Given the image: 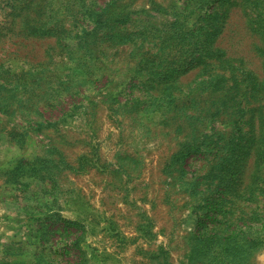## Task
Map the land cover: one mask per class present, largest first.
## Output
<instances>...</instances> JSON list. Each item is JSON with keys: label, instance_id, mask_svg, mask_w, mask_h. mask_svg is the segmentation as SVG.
<instances>
[{"label": "rangeland", "instance_id": "1", "mask_svg": "<svg viewBox=\"0 0 264 264\" xmlns=\"http://www.w3.org/2000/svg\"><path fill=\"white\" fill-rule=\"evenodd\" d=\"M0 264H264V0H0Z\"/></svg>", "mask_w": 264, "mask_h": 264}]
</instances>
